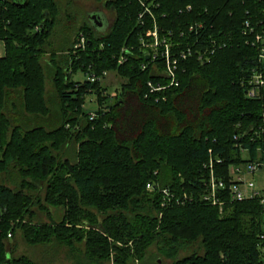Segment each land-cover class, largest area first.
Returning <instances> with one entry per match:
<instances>
[{"label":"trees","instance_id":"obj_1","mask_svg":"<svg viewBox=\"0 0 264 264\" xmlns=\"http://www.w3.org/2000/svg\"><path fill=\"white\" fill-rule=\"evenodd\" d=\"M97 1L115 20L103 34L80 26L87 46L76 55V38L68 50H48L58 0L0 1V264H38L7 248L19 229L30 246L65 249L72 264H148L149 256L264 264L258 198H223L222 206L202 199L211 158L227 182L233 165L259 153L264 160V137H243L264 117V99L246 97L264 0H156L143 19L150 0ZM193 24L203 26L189 31ZM155 25L173 52L218 44L209 61L183 60L180 85L158 96L147 95L148 81L164 80L143 45L154 42ZM90 67L123 78L120 91L111 97L103 82L73 78ZM90 94L106 105L94 119L84 108ZM159 188L189 198L163 205Z\"/></svg>","mask_w":264,"mask_h":264},{"label":"built area","instance_id":"obj_2","mask_svg":"<svg viewBox=\"0 0 264 264\" xmlns=\"http://www.w3.org/2000/svg\"><path fill=\"white\" fill-rule=\"evenodd\" d=\"M152 1L151 4L142 1L143 11L140 13L139 18L143 19L146 13L153 16V8L154 6H158L155 2L156 0ZM190 9V6H188ZM202 24H193L189 26V31H194L196 28L202 27ZM249 22H246V27H249ZM253 31V30H251ZM154 42L150 44L143 43L144 46L150 47L152 50L148 53L147 58L154 63V67L159 72L163 81H158L157 83L150 80L147 83L148 87V94L147 95H156L160 92L165 91L170 87H177L180 85V64L183 60L188 59L192 55H197L198 60L201 62H206L210 60L212 54H214L217 50L218 44L215 40L212 42V47L209 48L207 46H202L198 49L193 47V45H188L184 49L178 50L177 52H173L171 49V44L167 42L165 38L160 39L158 36L157 26L155 25L154 28ZM253 44L259 45V56H258V66L253 70L252 74L246 79V97L250 99H264V34L256 33L253 38ZM87 37L85 33L81 32L78 35L77 40L74 45L73 54H78L79 51L85 50L87 46ZM161 46L163 49L161 50ZM161 50V51H160ZM162 58L164 61V68L159 70V59ZM126 60V56L122 55L119 58V63H123ZM143 68H146V64L143 65ZM90 71L85 72L88 74V78L86 80L95 83L103 82L106 78L108 71H102L100 73H96L89 68ZM81 72V71H80ZM98 103V101H97ZM99 105V103H98ZM106 105H99L96 110L87 111L90 116V119H94L97 117V110L99 109H106ZM85 108V105H84ZM264 137V117L262 118L261 124L256 128L252 129L251 131L244 133L243 137H248L251 141L254 140V137ZM242 136L235 137V140H239ZM239 143H237L238 145ZM242 153L245 154V157L248 155V148H241ZM262 154H258V160L256 161H247L243 164L233 165L230 168V178L229 181H225L224 178L217 177L214 172V161L211 158L208 164H205L206 167L209 168V178L206 183V191L202 194V199L209 204L215 206H222L225 202L223 198H230L232 201H244L251 198H258V201L264 208V175H263V185L261 187H256L254 181H246L245 175L246 174H255L256 171L262 170L264 172V160H261ZM218 162L221 160L218 159ZM147 188L150 190L153 189V183L149 182L147 184ZM159 193L161 194V199L163 205H170L174 202L176 203H183L184 200L186 201L187 197L189 198L188 194L185 192L182 197H178L177 193L172 191L169 188H159ZM264 229V226H263ZM261 238L264 240V232ZM264 251V245H263Z\"/></svg>","mask_w":264,"mask_h":264},{"label":"rangeland","instance_id":"obj_3","mask_svg":"<svg viewBox=\"0 0 264 264\" xmlns=\"http://www.w3.org/2000/svg\"><path fill=\"white\" fill-rule=\"evenodd\" d=\"M61 11L60 21L56 24L53 33L50 38V45L48 50L61 51L68 50L71 48L73 41L77 40V33L80 26H91L95 31L101 34L106 33L110 30L115 20V13L113 10L107 8L103 2L97 0H58ZM98 13L100 15V20H103V27L95 26L92 15ZM1 47V44H0ZM48 59V55L46 56ZM45 58V62L47 61ZM77 81H84L88 78V74L84 72H77L74 77ZM47 88L51 89L52 84L47 77ZM123 78H120L113 72H109L103 81V85L107 87L108 93L111 97L115 96L121 89V84ZM97 97L95 94H90L85 103V110L92 111L96 110L98 105ZM263 175L262 170H258L255 174H246V181H254L256 187H261L263 185ZM57 211L53 210L54 215ZM62 212L59 213V217ZM44 220L48 218L43 215ZM58 215L56 218H59ZM9 250H14L13 255H27L33 260L38 262V264H45L48 260H51V264H72L73 260L67 257V251L63 248H51L44 245L30 246L27 244L23 238L22 231L19 229L15 235L8 241ZM150 257V256H149ZM148 259V264H172L173 260L167 258L155 257L154 259ZM160 260V262H158ZM133 264H142L139 261H135Z\"/></svg>","mask_w":264,"mask_h":264},{"label":"water","instance_id":"obj_4","mask_svg":"<svg viewBox=\"0 0 264 264\" xmlns=\"http://www.w3.org/2000/svg\"><path fill=\"white\" fill-rule=\"evenodd\" d=\"M0 1H7V0H0ZM10 1H14L17 2L18 0H10ZM100 15L98 13H95L92 15L91 19L93 20L95 26L97 25L98 27H103V20H100ZM160 262V260H159Z\"/></svg>","mask_w":264,"mask_h":264},{"label":"crops","instance_id":"obj_5","mask_svg":"<svg viewBox=\"0 0 264 264\" xmlns=\"http://www.w3.org/2000/svg\"><path fill=\"white\" fill-rule=\"evenodd\" d=\"M1 47H0V57L5 55V46L2 41H0Z\"/></svg>","mask_w":264,"mask_h":264}]
</instances>
